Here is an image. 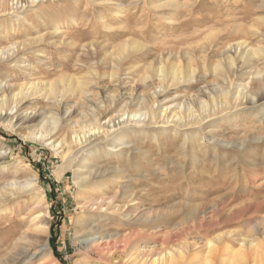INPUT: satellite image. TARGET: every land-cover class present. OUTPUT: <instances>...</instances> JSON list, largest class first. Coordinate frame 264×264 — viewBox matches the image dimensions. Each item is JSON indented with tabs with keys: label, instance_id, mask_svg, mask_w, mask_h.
<instances>
[{
	"label": "rangeland",
	"instance_id": "1",
	"mask_svg": "<svg viewBox=\"0 0 264 264\" xmlns=\"http://www.w3.org/2000/svg\"><path fill=\"white\" fill-rule=\"evenodd\" d=\"M34 1L21 0L24 8L13 11L0 4V51L18 50L0 60V91L6 93L0 100L22 86L88 84L93 92L88 100L62 96L58 142L70 135L66 119L72 111L92 110L97 99L108 105L123 98L136 110L139 95L162 110L175 105L187 116L185 104H194L193 111L202 115L199 100L214 98L218 114L202 127L186 125L179 133L168 128L127 134L130 147L120 146L122 155L114 151L99 160L110 171L90 186L76 183L68 161L48 142L30 136L27 125L35 115L57 112L54 99L45 93L30 99L11 124L3 115L0 185L36 178L50 206L51 250L33 245L22 254L17 245L29 225L20 214L34 197L25 193L0 202V264H131L144 250L140 263L132 264H264V99L255 106L250 102L251 93L264 97V75L262 82L251 81L256 69L264 72V56L255 55L250 65L238 60L229 86L222 72L213 71L220 63L229 70L227 54L239 41L253 52L264 50V0ZM133 43L140 46L126 59L115 56ZM83 45L93 47L87 56ZM179 66L195 72L196 81L174 87L169 79L160 94L163 81L156 71ZM96 83L98 88L91 85ZM244 87L250 94L245 107L226 112L220 104L225 95L231 104ZM35 128L33 133L39 132L40 126ZM93 196L105 200L102 232L118 246L111 263L82 244L87 221L82 200Z\"/></svg>",
	"mask_w": 264,
	"mask_h": 264
},
{
	"label": "bare ground",
	"instance_id": "2",
	"mask_svg": "<svg viewBox=\"0 0 264 264\" xmlns=\"http://www.w3.org/2000/svg\"><path fill=\"white\" fill-rule=\"evenodd\" d=\"M37 1L38 0L34 1V3ZM0 4H2L1 6L3 7L5 6V7H8V9L10 8L11 11H13L14 9L20 10V8L23 7L21 0H1ZM54 31L58 33L59 29L56 28L54 29ZM129 45H132V46L129 47ZM139 46L140 44L138 43L126 44L122 47L120 46L121 48L119 47L120 49L116 50L118 53L116 52L115 56H117L120 59L122 58L124 59L128 54L133 53ZM82 48L86 56L89 52L93 51L92 45L91 46L83 45ZM230 50L232 51L231 54L229 55L227 54L229 70L227 69L228 71H226L224 67V63H222L223 64L222 66L220 62H219L220 64H217L214 67L215 68L214 70L212 69L213 71L222 72V74L224 75V80L227 82L228 86H229V83L230 84L232 83L231 74L233 73L234 69L238 67V66L236 67V63L238 60H244L245 61L244 63H246L245 65H247V62L248 64L249 63L251 64V61L255 58L254 57L255 55H257L258 57V54H261V55L263 54L264 56V50L257 49L258 51L255 50L253 52L254 49L250 50L248 48L246 41H239L235 45L233 44ZM17 53H18V50H16V48L14 47H11L7 49L6 51L4 50L0 51V60H4L5 57H7V59H11L14 56H16ZM112 56H114V54H112ZM79 63H80L79 61H76V64H79ZM113 74L117 75L118 72L113 73ZM222 74L219 73V75H222ZM156 75L160 81H163L161 85L159 86L160 94L164 93V91L166 90L165 85H167L169 79L171 80L172 86L174 87L181 85V84L190 85L196 81L195 72L191 70L189 71L186 69L184 70L180 68V66L170 71L162 67L161 69L156 71ZM263 75H264V72L262 71V69L261 70L256 69L255 73L252 74V77L253 76L254 77L252 78L251 81L252 82L254 81L262 82ZM115 78L116 77H114V79ZM69 82L71 81H68L69 85L67 84L62 85L61 87L56 86V84H50V85H42V84L34 85L33 84L31 85V87H26V86L20 87L18 92L16 93L11 92L9 98L4 97L2 98V100H0V119L2 120V117L4 115V117L5 116L6 117L3 119L7 120L11 124L16 118L15 115L19 112L21 107H23V104L25 102L29 101L32 98L39 99L40 97H43L41 96L43 95V93H45V97L46 95H48L50 98L54 99V101L52 100V102H55V106L57 107V112L54 113L50 117L45 114L42 115V117H40L41 115L38 117L35 115L34 118H32L31 121H29L27 127L30 130L32 129L31 130L32 133L30 134V136L35 137L34 139L38 141L40 140L41 142H44V143L48 142L47 145L53 148V150L56 151V154L58 156H61L64 161L65 160L68 161L67 163L68 168L74 171L75 180L77 181L76 182L77 184H87L90 186L92 184L100 182L99 179L104 178L105 175L110 171V169H106V168L99 166L98 164V162H100L99 160H102L106 157L108 158V157L113 156L114 151L120 152L119 155H122L124 152L123 150L125 148L130 147V145L132 144L127 134L131 133L133 135H136L139 132L146 131V130L147 131H157V130L166 131V129L168 128H172V130H174L176 133H179L181 128L184 129L186 125L191 126L192 124L193 125L196 124L198 125V127H202L203 125H206L208 121L217 117V114H218L217 113L218 109H217L216 103L214 102L215 100L214 98H212V100L210 99V103H208L207 101H201L198 99L200 101V104L198 105L200 106L202 115H197L193 111L192 107L195 106L194 104L193 106H190V104L188 103L185 104L183 106V109L185 108L184 110L187 111V116L183 115L182 112L177 113V106L175 107V105L174 107L171 105L166 106L164 110H162L160 108V105L157 104L156 101L153 104H150L148 103L147 99L144 96L139 97V95H138L137 103L140 100V107L136 110H132L131 109L132 103L129 104V102H125L123 98H116V99L113 98V101L109 102L108 105L104 103L105 100L97 99L98 105L92 110L90 109L81 110L80 108L77 107L74 109V111H72L71 115H69V117L66 119L67 122H70V125H69L70 135L68 138H63L61 141L58 142L57 139H55V134L58 133L62 127L63 118L60 114V110H61V103L63 101V98L65 97L64 96L62 98V96L67 93H71V94H76V96L81 95L83 98H85V100H88L93 95L92 94L93 92L91 91V89L90 90L88 89L90 88L88 84L86 85L80 81H77L76 83H72V82L69 83ZM2 85L4 84L1 83L0 87H2ZM91 85H94L95 88H98L97 83L91 84ZM245 87L244 89L241 88V89L236 90V92L233 94L234 97H233L231 104H229L228 97L225 95L224 98L226 99L220 104L224 106V110L226 112L232 113L233 109L241 107L245 102H247L248 98H250L249 97L250 94L246 92V88L248 86L246 88ZM259 87H263V86H259ZM259 91L260 89L258 90V93ZM0 93L6 94L5 91L4 92L0 91ZM251 94L253 96H251L250 102H252L254 106L259 101L264 99L263 96L260 97L261 94H253V93ZM49 97H47V99ZM121 104L123 105L121 107H118ZM242 107H245V106H242ZM115 110L117 111L115 112ZM104 120H105V123H102V121ZM35 125L40 126V130L39 132L33 133V131H35L36 129ZM206 130L207 129H203V132L207 134V132H205ZM206 134L204 135L205 138L207 135H209V134L207 135ZM38 135L40 136L37 137ZM57 142L58 144L56 145ZM120 146H124V149L118 150ZM2 160H3V157L2 155H0V162ZM101 163H103V161H101ZM0 174H1V171H0ZM38 187L39 186L37 184L36 178H34L33 180L26 181L25 183H17L16 179H13V182H11L10 184H4L3 186L0 187V202L8 201L12 197H16L18 195L20 196L25 193L34 194L33 199H31L32 204L31 205L28 204L25 211L24 212L22 211V213L20 214L22 215V219L20 221H24L26 219L28 220L27 222H29L28 228L26 229V231L23 232L20 238V242L17 243V245H19L21 249L23 250L22 254H26L27 252H29L30 249L33 247V245L37 247L38 245H41L40 247H42L44 251L51 250L49 240H48V236L50 235V229H51L50 222H49L51 220L50 206H49L47 195L39 193ZM96 195H98L97 192H96ZM82 201H83L82 203H83L84 210H85L84 212L86 215L85 218H87V221H85L86 225L84 229L82 230L84 234V237L82 238H84V240L82 239L83 240L82 241L81 239H78L79 243L81 241H82V244L85 243L84 245H86L85 247L88 250L94 251L100 257L105 258L108 263L110 261L113 262L114 254H116L118 251L117 243L113 242L111 237H108L107 235H105V233L102 232V226L100 224V220H102V215H103L101 211H102V208H104L106 205L105 200L100 201L98 198L93 196V197L85 198ZM10 213H15V212L11 211ZM104 213H106V211ZM25 224L27 225V223ZM246 242H245L244 248L242 249L243 251L247 247ZM145 252L147 251L144 250V251L136 253V257L134 260L131 261V264L135 262L136 260H138V263H140L141 257L144 258Z\"/></svg>",
	"mask_w": 264,
	"mask_h": 264
},
{
	"label": "trees",
	"instance_id": "3",
	"mask_svg": "<svg viewBox=\"0 0 264 264\" xmlns=\"http://www.w3.org/2000/svg\"><path fill=\"white\" fill-rule=\"evenodd\" d=\"M52 242H54V239L52 240ZM55 249V248H54Z\"/></svg>",
	"mask_w": 264,
	"mask_h": 264
}]
</instances>
